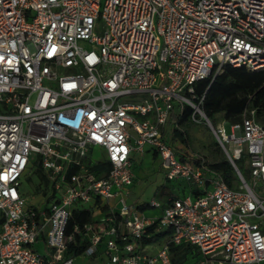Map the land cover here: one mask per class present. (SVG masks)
<instances>
[{
    "label": "built area",
    "instance_id": "obj_1",
    "mask_svg": "<svg viewBox=\"0 0 264 264\" xmlns=\"http://www.w3.org/2000/svg\"><path fill=\"white\" fill-rule=\"evenodd\" d=\"M227 64L264 70V0H0V264H74L83 242L111 264H173L180 244L193 264L263 263L264 123L248 109L227 134L195 93ZM187 105L232 186L177 143ZM148 151L187 193L128 202L134 152ZM33 162L43 190L29 201ZM75 209L92 221L71 227Z\"/></svg>",
    "mask_w": 264,
    "mask_h": 264
},
{
    "label": "trees",
    "instance_id": "obj_2",
    "mask_svg": "<svg viewBox=\"0 0 264 264\" xmlns=\"http://www.w3.org/2000/svg\"><path fill=\"white\" fill-rule=\"evenodd\" d=\"M195 93L198 97L204 95L201 108L207 117L215 124L217 115L230 123L239 121L244 111L255 109L256 117L264 123V70L252 71L244 66L225 65V69L215 78L207 77L201 79L195 84ZM197 102L199 99H196ZM193 108L185 106L183 115L178 119L180 128L174 132V137L180 139L183 143H189V134L187 125L192 121L191 115ZM204 156V155H203ZM205 162L209 166L221 173L229 186L233 185L235 179V170L228 157L223 154L222 157H216L213 161H208L204 156ZM40 171V170H39ZM40 178L44 175L40 171ZM169 189L164 185L163 191ZM92 221V213L85 209H75L70 221V226L74 223L83 225ZM154 231V227H150ZM168 232L153 233L150 237H144V243L156 242L161 237L166 236ZM86 242L79 246L72 247L71 252L76 256L82 254ZM181 257H177L179 254ZM190 255L193 260L190 263L182 262V258ZM171 256L173 264H193L199 258V252L194 245L180 244L171 247Z\"/></svg>",
    "mask_w": 264,
    "mask_h": 264
},
{
    "label": "rangeland",
    "instance_id": "obj_3",
    "mask_svg": "<svg viewBox=\"0 0 264 264\" xmlns=\"http://www.w3.org/2000/svg\"><path fill=\"white\" fill-rule=\"evenodd\" d=\"M217 122H223L226 133H231V123L224 120L222 116L217 115ZM187 131L189 134V143L178 142L179 145L183 144L192 152H197L201 155L207 156L208 161H213L216 157H222L223 154L226 155L222 147L220 146L217 138L215 137L211 127L206 123L205 119L200 122H191L187 125ZM171 141H173L171 139ZM153 152L150 151L148 154L153 155ZM100 151L97 150L96 155L99 156ZM227 156V155H226ZM134 170L137 172L140 177L139 180L135 182L131 190V196L136 200L143 199L147 203L153 197H156L158 200L163 201V193L161 191V186L158 185L161 178L164 179V174L160 168L159 160L153 156L142 157L140 153L134 152ZM247 175V174H246ZM40 171L37 169V163L33 162L26 171V176L23 182V190L27 195L29 201H35L37 195L43 190L42 184H39ZM43 181V179H41ZM169 186V185H168ZM263 186H260L258 191L261 193L263 191ZM169 189L167 188L166 191ZM164 191V193L166 192ZM174 195H180L181 193L174 187L172 191ZM128 197V202H132L133 198ZM115 200L111 202L113 204ZM118 208L120 204H117ZM41 251H43L41 245H38ZM180 253L177 257H181ZM193 258H190V255L182 258V262L190 263ZM74 264H111L109 257L104 252H98L96 256L89 255H78L75 258ZM261 264H264L261 263Z\"/></svg>",
    "mask_w": 264,
    "mask_h": 264
},
{
    "label": "crops",
    "instance_id": "obj_4",
    "mask_svg": "<svg viewBox=\"0 0 264 264\" xmlns=\"http://www.w3.org/2000/svg\"><path fill=\"white\" fill-rule=\"evenodd\" d=\"M176 140H180V139H178V138H176ZM181 142V141H180ZM178 143V142H177ZM181 145H183V144H181ZM184 146V145H183ZM148 152H150V151H148ZM148 152H146L144 155H142V157L143 158H145V156H153L154 158H157L158 160H159V164H160V159H159V157L155 154V153H152L153 155H150V154H148ZM135 171V170H134ZM135 173H136V175H137V178H136V180L134 181V184L130 187V193H129V198L130 197H132L131 196V190H132V188H133V186L135 185V182L137 181V180H139L140 179V177L138 176V174H137V172L135 171ZM164 174V173H163ZM158 185L159 186H161V191H162V193L164 194L163 195V197L164 198H167L168 196H173L174 194H173V190H174V187L176 186L174 183H172V182H170V181H168L166 178H165V175H164V179L163 178H161L160 179V181H159V183H158ZM164 185H169V190L168 191H166L165 193H164V191H163V186ZM178 188V191L179 192H181V193H187L188 191H189V189H188V187H186L185 189H182V187H177ZM133 198V200H136L134 197H132ZM136 201H139L140 203H146V201L145 200H143V199H140V200H136ZM106 209V208H105ZM148 214L149 215H157L158 214V211H150V212H148Z\"/></svg>",
    "mask_w": 264,
    "mask_h": 264
}]
</instances>
